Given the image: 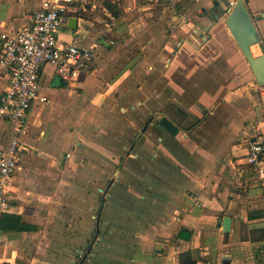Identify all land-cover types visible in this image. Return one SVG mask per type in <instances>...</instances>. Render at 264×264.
Segmentation results:
<instances>
[{
    "label": "crops",
    "instance_id": "crops-1",
    "mask_svg": "<svg viewBox=\"0 0 264 264\" xmlns=\"http://www.w3.org/2000/svg\"><path fill=\"white\" fill-rule=\"evenodd\" d=\"M45 1L0 0V33ZM110 1L96 20L69 8L61 31L93 47L91 72L67 83L44 67L0 264H264V184L245 160L264 86L225 23L230 0ZM245 6L264 44V0ZM7 80L0 66V93ZM10 138L0 121V149Z\"/></svg>",
    "mask_w": 264,
    "mask_h": 264
},
{
    "label": "built area",
    "instance_id": "built-area-1",
    "mask_svg": "<svg viewBox=\"0 0 264 264\" xmlns=\"http://www.w3.org/2000/svg\"><path fill=\"white\" fill-rule=\"evenodd\" d=\"M237 1H229L226 15ZM86 4L87 0H46L27 25L11 33H0V66L8 77L7 86L0 93V121L11 128L7 147L0 149V214L11 208L9 189L24 149L21 136L26 133L32 106L37 101L47 102L41 86L44 67L53 65L58 77L67 83L91 72L93 47L86 48L60 36L69 8H78L85 14L89 10ZM245 160L264 184V126L249 140Z\"/></svg>",
    "mask_w": 264,
    "mask_h": 264
},
{
    "label": "water",
    "instance_id": "water-1",
    "mask_svg": "<svg viewBox=\"0 0 264 264\" xmlns=\"http://www.w3.org/2000/svg\"><path fill=\"white\" fill-rule=\"evenodd\" d=\"M76 27L77 20L73 19ZM225 23L234 35L240 49L247 58L255 79L260 86H264V44L256 34V29L245 6V0H238L233 9L227 14ZM258 46L263 56L253 57L251 47ZM230 219L224 218V231H229Z\"/></svg>",
    "mask_w": 264,
    "mask_h": 264
},
{
    "label": "rangeland",
    "instance_id": "rangeland-1",
    "mask_svg": "<svg viewBox=\"0 0 264 264\" xmlns=\"http://www.w3.org/2000/svg\"><path fill=\"white\" fill-rule=\"evenodd\" d=\"M108 5H113L110 0H87L86 8L89 10L87 13H85V15H87L89 18H94L95 20L99 19L102 17V14L100 13V11H102L103 7H107ZM92 8H94V9L92 10ZM211 118H212V116H211ZM126 162H128L127 159L125 160L124 163H126ZM123 166H125L126 169H132V168L136 167L135 165L132 164L131 161H129L128 163H126ZM112 178H113V180L117 179L116 176H112L111 179ZM97 214H98V212H97ZM96 237L97 236H95V238Z\"/></svg>",
    "mask_w": 264,
    "mask_h": 264
},
{
    "label": "trees",
    "instance_id": "trees-1",
    "mask_svg": "<svg viewBox=\"0 0 264 264\" xmlns=\"http://www.w3.org/2000/svg\"><path fill=\"white\" fill-rule=\"evenodd\" d=\"M109 8H111V6H109ZM181 264H196V262L192 260L191 254L187 252L181 256Z\"/></svg>",
    "mask_w": 264,
    "mask_h": 264
}]
</instances>
